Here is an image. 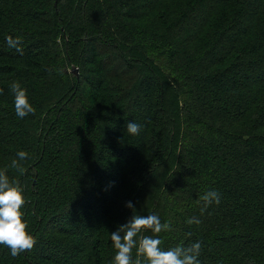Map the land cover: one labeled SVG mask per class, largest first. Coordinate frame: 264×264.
Listing matches in <instances>:
<instances>
[{
	"label": "trees",
	"instance_id": "1",
	"mask_svg": "<svg viewBox=\"0 0 264 264\" xmlns=\"http://www.w3.org/2000/svg\"><path fill=\"white\" fill-rule=\"evenodd\" d=\"M0 172L36 240L0 264H112L132 215L199 264H264V0H0Z\"/></svg>",
	"mask_w": 264,
	"mask_h": 264
},
{
	"label": "clouds",
	"instance_id": "2",
	"mask_svg": "<svg viewBox=\"0 0 264 264\" xmlns=\"http://www.w3.org/2000/svg\"><path fill=\"white\" fill-rule=\"evenodd\" d=\"M6 43L9 48L22 54L23 41L20 37L8 36ZM11 91L14 95L15 113L19 118L23 119L29 114L35 113V108L27 98L26 90L21 88L18 82L11 84ZM140 127L134 121L128 122L126 132L131 136L139 135ZM17 157L18 160L14 159L11 167L22 174L24 168L19 161L27 159L28 153L19 151ZM200 200L203 202L201 208V213H203L213 203H220V194L211 190L202 195ZM25 203L23 190L18 183L10 182L8 176L4 172H0V245L7 247L12 257L32 250L36 244L35 238L27 232V225L22 219L21 209ZM125 206L134 209L131 201L127 202ZM186 223L192 225L199 224L200 221L196 217H192ZM146 230H150L154 235L141 236L137 240L138 235ZM170 230V223H161L157 215H132L125 224L110 233L115 249L112 264H199L198 256L201 249L199 242L188 247L177 246L167 251L160 248L163 241L158 234ZM134 248L136 249V259H133L132 256Z\"/></svg>",
	"mask_w": 264,
	"mask_h": 264
},
{
	"label": "water",
	"instance_id": "3",
	"mask_svg": "<svg viewBox=\"0 0 264 264\" xmlns=\"http://www.w3.org/2000/svg\"><path fill=\"white\" fill-rule=\"evenodd\" d=\"M72 72L75 74V75H77V69L75 68V69H72Z\"/></svg>",
	"mask_w": 264,
	"mask_h": 264
},
{
	"label": "rangeland",
	"instance_id": "4",
	"mask_svg": "<svg viewBox=\"0 0 264 264\" xmlns=\"http://www.w3.org/2000/svg\"><path fill=\"white\" fill-rule=\"evenodd\" d=\"M71 72H72V70H71ZM73 73V72H72Z\"/></svg>",
	"mask_w": 264,
	"mask_h": 264
}]
</instances>
